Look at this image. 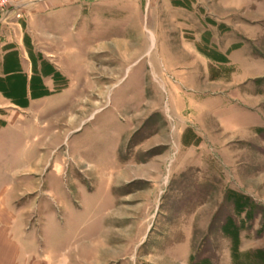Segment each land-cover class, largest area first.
<instances>
[{"label": "rangeland", "instance_id": "374dc122", "mask_svg": "<svg viewBox=\"0 0 264 264\" xmlns=\"http://www.w3.org/2000/svg\"><path fill=\"white\" fill-rule=\"evenodd\" d=\"M84 1L66 70L0 89L4 247L112 231L129 264H264V0Z\"/></svg>", "mask_w": 264, "mask_h": 264}, {"label": "crops", "instance_id": "0c3cea01", "mask_svg": "<svg viewBox=\"0 0 264 264\" xmlns=\"http://www.w3.org/2000/svg\"><path fill=\"white\" fill-rule=\"evenodd\" d=\"M18 3L21 7L20 19L10 12L0 16V76L5 75L6 71L28 72L25 77L28 86L34 71L37 73L41 69L45 71L50 68L66 70L64 65L53 60V55L60 56L62 54L60 50L63 49L61 47L58 51L60 45L58 32H63L65 27L74 29L83 21L92 22L97 19L98 14L97 6L84 0H21ZM111 4L113 5L109 3L108 6H114L113 2ZM76 30H72L74 34L69 31L73 40L71 55L76 54V50L82 46L83 35H79L75 32ZM64 54L68 55V53ZM32 56H34L33 61L30 59ZM35 56H42L44 59L42 62L37 61ZM9 58H11L10 61H8ZM41 81L43 86H47L48 82L45 84V78ZM111 233L110 240L106 238L108 234L100 235L92 242L80 243L79 246L74 247V250H70L73 247L68 250L63 247L49 254L45 250L46 244L40 246L39 242L32 241L29 242L31 251L28 250L21 256L16 255L17 251L6 245L4 247V243L0 241V264H129L130 259L119 258L112 251L111 248L117 243L113 241L115 240L113 236L111 238ZM53 242L57 241L51 243Z\"/></svg>", "mask_w": 264, "mask_h": 264}, {"label": "trees", "instance_id": "16d2710c", "mask_svg": "<svg viewBox=\"0 0 264 264\" xmlns=\"http://www.w3.org/2000/svg\"><path fill=\"white\" fill-rule=\"evenodd\" d=\"M13 73H11V72H5V76H7V78L5 79V80H3V79H1L0 78V89H2V87L1 86H3V85H6V86H9V85H11L12 84V82L15 80L14 78H20V79H22L23 80V83H24V88H25V86H26V78H24V76L22 77L21 75H19L20 74V70L19 71H12ZM34 75H33V77H32V79H31V81H30V85L31 86H34V84H38V86L41 88L42 87V85H41V83H40V80H39V78L37 77V73H36V71H34V73H33ZM3 83H5V84H3ZM43 88V87H42ZM2 91H3V89H2ZM8 93V92H7ZM8 95H9V93H8ZM7 96V95H6ZM14 103H16V104H18V102H17V100L15 99V97H12V96H8ZM238 249V241L236 240V243H235V245H234V251L235 250H237ZM264 254V252H252V255L253 256H255L256 258H261V256Z\"/></svg>", "mask_w": 264, "mask_h": 264}, {"label": "built area", "instance_id": "2783aa9c", "mask_svg": "<svg viewBox=\"0 0 264 264\" xmlns=\"http://www.w3.org/2000/svg\"><path fill=\"white\" fill-rule=\"evenodd\" d=\"M6 0H0V16L7 15L8 12L12 13L17 19L21 18V7L18 5H11L10 7H5Z\"/></svg>", "mask_w": 264, "mask_h": 264}]
</instances>
